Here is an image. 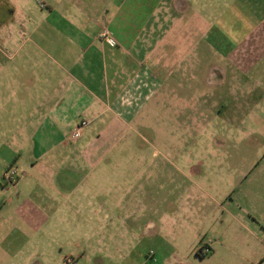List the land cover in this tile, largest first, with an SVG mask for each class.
I'll list each match as a JSON object with an SVG mask.
<instances>
[{"label":"rangeland","instance_id":"rangeland-1","mask_svg":"<svg viewBox=\"0 0 264 264\" xmlns=\"http://www.w3.org/2000/svg\"><path fill=\"white\" fill-rule=\"evenodd\" d=\"M76 1L0 0V264H222L188 254L197 234L208 242L225 227L219 207L241 206L242 193L264 175V3L190 0L186 18L200 15L195 25L201 36L180 56V68L172 63L180 53L170 67L157 69L143 53L138 58L143 71L166 84L140 87L133 108L139 114L123 126L112 152L128 161L89 170L84 165L83 182L76 164L74 171L58 173L73 188L65 200L44 181L49 171L33 167L31 138L41 119L36 112H48L66 88L57 66L65 56L54 49L61 39L51 26ZM87 1L109 12L118 3ZM127 17L128 8L120 21ZM204 30H212L208 39H202ZM193 42L187 36L175 43ZM235 46L245 51L232 54ZM177 78L181 86L174 84ZM167 88L173 92L166 98ZM22 121L30 122L25 131ZM178 158L188 164H176ZM9 167L18 173L14 184L2 180ZM161 239H167L163 245Z\"/></svg>","mask_w":264,"mask_h":264},{"label":"crops","instance_id":"crops-1","mask_svg":"<svg viewBox=\"0 0 264 264\" xmlns=\"http://www.w3.org/2000/svg\"><path fill=\"white\" fill-rule=\"evenodd\" d=\"M256 2L260 4L264 0ZM187 3L191 1L141 0L138 3L137 0H131L127 3L125 0H118V3L111 5L113 12H109L98 3L77 0L71 5L74 10L56 16V23L51 27L56 30L55 37L61 39V45L54 49H61L65 56L64 65L57 63V66L65 73L66 88L61 97L52 99L53 96L49 95L44 98L52 99L53 102L48 112H36L41 114V119L34 129L31 142L35 156L33 167L39 166L44 172L49 171L44 181L57 194L59 191L65 200L71 196L73 188L68 187L65 175L63 180H58V173L68 174L76 169L81 173L80 179L83 182L85 177L81 170L84 165L89 170L90 167L95 168L107 161L109 165H122V161H128L112 152L120 141L118 134L123 126H127V122L131 123L139 114L134 109L138 108L140 87L150 82L158 83L161 87L166 84L165 81L159 83L153 74L143 71V65L138 58L143 53V57L149 58L152 66L157 69L170 67L173 54L180 53L178 60L172 62L180 68L179 62L184 61L180 56L193 51L201 36V28L198 24L195 25V22H201V17L194 12L186 18L189 11ZM127 8L128 20L123 23L120 21L121 11ZM103 30L117 42L116 45L109 46L105 42L101 37ZM211 31L204 30L202 39H208L212 35ZM187 36L194 39L191 46L175 43L176 37L183 43ZM237 47L231 50L232 54L245 51H238ZM205 50L216 58V50H209V47ZM228 56L227 54L224 57L222 63L225 68L228 65ZM193 69L201 70L197 67ZM212 73L216 76L219 72L214 69ZM174 84L182 85L178 78ZM166 90L167 98L173 89ZM29 123L22 121L21 131H25ZM75 131L78 136L72 138ZM177 161L178 165L188 164L186 158H178ZM176 171L197 186L184 170L177 167ZM241 202V206L227 211L226 208L219 207L222 214L225 210L224 230L221 225V231L217 232L219 234L213 235L208 242L201 239L202 235L197 234L196 239H200L196 240L198 243H194L188 255L199 261L210 259L216 263L222 261V264H233L234 261L264 264V175L255 188L242 193ZM148 224L147 226L155 227ZM165 240L167 239H161L159 244L163 245ZM178 241L177 238L171 239L170 244L177 246ZM172 250L174 254L179 251L187 255L177 247H172ZM156 251L165 250L162 248Z\"/></svg>","mask_w":264,"mask_h":264},{"label":"built area","instance_id":"built-area-1","mask_svg":"<svg viewBox=\"0 0 264 264\" xmlns=\"http://www.w3.org/2000/svg\"><path fill=\"white\" fill-rule=\"evenodd\" d=\"M101 37L105 39V42L109 45V46H114V43L112 42V40L109 38L108 33L103 30L101 32ZM82 125H84L82 123ZM78 136V133L75 131L72 133L71 137L72 138H76ZM2 180L6 183V184H14L15 182H17L18 180V173L17 171L12 168L9 167L3 174H2Z\"/></svg>","mask_w":264,"mask_h":264}]
</instances>
